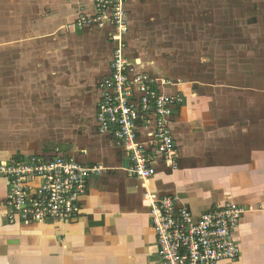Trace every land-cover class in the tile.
I'll return each mask as SVG.
<instances>
[{
  "label": "crops",
  "instance_id": "obj_1",
  "mask_svg": "<svg viewBox=\"0 0 264 264\" xmlns=\"http://www.w3.org/2000/svg\"><path fill=\"white\" fill-rule=\"evenodd\" d=\"M0 5V163L57 154L102 168L65 222H7L0 176V264H158L146 193L196 214L242 208L239 255L215 264H264V0H125L127 58L183 99L176 167L156 160L148 181L98 132L113 45L111 26H75L91 0Z\"/></svg>",
  "mask_w": 264,
  "mask_h": 264
},
{
  "label": "built area",
  "instance_id": "obj_2",
  "mask_svg": "<svg viewBox=\"0 0 264 264\" xmlns=\"http://www.w3.org/2000/svg\"><path fill=\"white\" fill-rule=\"evenodd\" d=\"M94 15H80L77 28H112L110 75L99 85L98 132L124 146L128 173L148 181L155 173L152 164L162 161L176 167V145L170 127L180 95H167L157 81L136 74L126 56L128 32L125 0H91ZM101 167L84 166L60 155L29 156L0 163V176L7 186L4 199L9 223L65 222L80 213L79 200L86 193L89 177ZM150 219L156 236L158 264H215L235 261L239 246L234 229L244 210L227 204L201 213L179 206L175 196L146 193Z\"/></svg>",
  "mask_w": 264,
  "mask_h": 264
},
{
  "label": "rangeland",
  "instance_id": "obj_3",
  "mask_svg": "<svg viewBox=\"0 0 264 264\" xmlns=\"http://www.w3.org/2000/svg\"><path fill=\"white\" fill-rule=\"evenodd\" d=\"M2 7H3V6L0 5V9H1ZM2 9H3V8H2ZM2 17H3V16H2ZM5 19H6V18L3 17V20H5ZM76 28H77V27H76ZM125 38H126V37H125ZM125 40H126V39H125ZM126 42H127V40H126ZM111 44H112V42H111ZM126 46H127V44H126ZM125 52H126V51H125ZM128 60H129V59H128ZM130 63L134 66V71H135L136 74H146V73L141 72V71H139V70L137 69V67H136L137 64H136L135 60H133V62L130 61ZM146 75H147V74H146ZM101 95H102V93H101Z\"/></svg>",
  "mask_w": 264,
  "mask_h": 264
},
{
  "label": "bare ground",
  "instance_id": "obj_4",
  "mask_svg": "<svg viewBox=\"0 0 264 264\" xmlns=\"http://www.w3.org/2000/svg\"><path fill=\"white\" fill-rule=\"evenodd\" d=\"M144 198L150 203V201L145 197V195H144Z\"/></svg>",
  "mask_w": 264,
  "mask_h": 264
}]
</instances>
